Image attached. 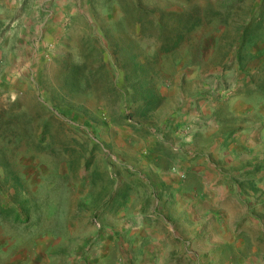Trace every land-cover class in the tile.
<instances>
[{
  "label": "rangeland",
  "instance_id": "rangeland-1",
  "mask_svg": "<svg viewBox=\"0 0 264 264\" xmlns=\"http://www.w3.org/2000/svg\"><path fill=\"white\" fill-rule=\"evenodd\" d=\"M0 264H264V0H0Z\"/></svg>",
  "mask_w": 264,
  "mask_h": 264
}]
</instances>
